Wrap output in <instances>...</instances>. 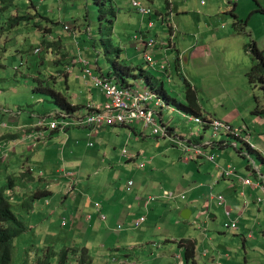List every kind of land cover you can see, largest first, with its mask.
Listing matches in <instances>:
<instances>
[{
	"label": "rangeland",
	"instance_id": "rangeland-1",
	"mask_svg": "<svg viewBox=\"0 0 264 264\" xmlns=\"http://www.w3.org/2000/svg\"><path fill=\"white\" fill-rule=\"evenodd\" d=\"M142 1L154 12L161 8L166 10L169 5V0ZM173 1L177 3L172 9L173 22L177 27L175 41L179 34L183 35L189 29L198 31L200 27L207 26L232 34L225 41L213 39L209 44L212 54L203 69L204 76L207 77L205 90L196 92L201 109L219 107L220 111L224 108L234 110L238 113L239 123L248 122L252 118L258 119L254 121L258 125L256 131L264 135V116L253 113L256 106L264 107V89L259 81L250 83L243 70L253 63L254 58L246 49V43H250L251 39L241 31V27H247L248 31L264 29V12L262 13L259 3L252 0L257 11L250 16V10H245L244 20H236L240 24L236 26L230 10L233 6L228 2L170 0V3ZM260 1L264 5V0ZM16 4L3 10L0 2V155L10 156L7 162L1 163L5 169L8 164L9 169L7 173H0V189L8 186L10 177H20L26 166L38 163L30 150L32 147L28 150L34 143L29 135L32 128L42 121L41 117L49 115L48 108H58L51 102L49 95L36 91V88L44 85L68 96L70 66L76 69L77 74L81 73L82 67L83 78L91 79L86 75L82 59L88 61V67L96 73L100 66L104 67L107 63L111 68L114 62H126L136 66L133 68H144L164 82L165 91L172 99L184 101L185 73L179 75L174 69L173 74H170L175 56V51H171L174 48L172 44L164 45L166 50L159 57L160 63L155 59V63L151 65L146 60L139 59L137 47L142 44L143 39L137 36L143 33V16L136 12L129 0H106L104 18H101V6L95 0H18ZM208 7L209 10L206 9ZM24 15L32 18L21 21L20 24L12 21L13 18ZM177 16L181 25L176 21ZM149 18L150 16L146 19ZM50 19L54 20V24L50 23ZM245 21H248V25ZM153 23L156 25L158 20H153ZM155 31L157 33L151 36L162 39L161 34L164 33L168 40L167 24L158 23ZM44 41L56 44L49 48ZM178 45L182 51V44ZM260 48L264 52L262 41ZM99 60L100 65L97 63ZM162 64H170L168 74L161 69ZM114 74L115 72L112 76L102 77H109L116 84L124 86ZM128 80L130 84L144 79ZM94 86L107 101L106 92L95 83ZM164 101L170 108L159 111H163L167 123L164 125L159 121V114L155 116L159 125L168 128L170 136L169 126L175 130L173 137L155 135L151 128L146 129L140 123L132 126H106L99 131L75 125L68 132L71 143L67 150L61 145V149L48 148L40 152L54 154L50 156L51 159L67 172L58 174L49 182L54 193L36 200L34 208L31 206L28 209V204L24 206L28 198L38 191L33 189L28 192L29 183L18 184L15 190L6 191V197H11L10 202L15 212L30 226V230L14 242L12 264H183L181 240L194 243L197 264H211L209 258L217 257V252L229 255L232 264H264V199L260 198L259 203L257 199L254 204L251 199L241 200L235 194H227L228 199L234 197L238 201L233 210V218L238 217L240 208L243 206V210L244 205L248 204V212L233 221L234 227L229 225V229L223 224L231 219L225 216L226 221L222 223L220 212L215 213L217 219H210L209 207L192 211L189 219L181 217L180 214L191 196V185L202 182L197 176L210 174L212 171L202 168L205 159L187 162L180 144L175 140L179 137L193 139L195 137L191 135L196 134L204 138H196L199 142L218 143L220 137L212 140V129H204L189 119L192 116ZM31 114L37 115L36 121L30 120ZM60 119L47 117V127L34 133L40 132L50 138L54 134L50 128L52 121ZM71 121L75 122V119ZM244 125L253 129V124ZM235 141L240 148L241 141ZM262 147L264 152V144ZM125 149L128 156L124 157ZM222 151H230L232 155L227 164H231L236 172L237 168L244 171L251 180H256L251 171L257 170L258 165L264 172V163L258 153L242 157L235 146L216 152L221 154ZM143 152L145 155L140 158L135 156L128 159L131 155ZM50 154L46 153L45 157ZM143 163L147 164L146 168L142 167ZM248 166H251V170H247ZM38 170L36 169L37 176L45 172L40 173ZM193 176L196 178L193 183H183L184 178L191 179ZM131 181L135 182L134 186H130ZM72 185L75 186L74 191L70 189ZM163 190L176 193L178 199L175 202L180 201V206L167 211L160 209V213L150 212L148 223L139 229L131 230L126 225L133 221L132 215L126 212L123 218L117 213L116 206L110 205L114 206L113 209L109 206L111 197L117 194L122 200L131 199L133 213L138 215V212L144 210L142 206L145 204L140 199L150 194H161ZM240 191L241 189L238 193ZM85 200H89L91 206L84 207ZM98 204L102 207L104 204L105 214L102 216L98 215ZM154 205L155 203L150 204L149 209L152 210ZM90 214H93L94 222L88 219ZM107 216L108 223L104 222ZM121 223L125 226L123 231L118 230ZM205 252L207 256L203 257ZM118 259L122 260L117 261ZM84 260L87 263H83ZM211 260L213 264L218 262Z\"/></svg>",
	"mask_w": 264,
	"mask_h": 264
},
{
	"label": "crops",
	"instance_id": "crops-1",
	"mask_svg": "<svg viewBox=\"0 0 264 264\" xmlns=\"http://www.w3.org/2000/svg\"><path fill=\"white\" fill-rule=\"evenodd\" d=\"M129 1L132 2V0H129ZM220 1H222L224 4H227V2H228L233 6L230 10H232L233 13L237 15V17L232 15L235 19L234 24L236 26L240 25V24L236 23V20H239V19L244 20L245 15H246L245 10H248V9L250 10V16H252L253 13L257 11V9L255 8L256 4L252 0H219L218 3ZM256 1L261 6V11L263 13L264 12V5H263L262 1H260V0H256ZM204 4L206 5L205 2H204ZM171 6H172V9L174 8V6H177L176 1H173V3H171ZM169 7L170 6L167 5L166 10L161 8L160 11H156V12H159V14L163 13L165 15V17H167V19L170 20V23H164L163 19H161L160 16H158V19H156L154 15L152 17H150L149 19H146L148 16H143V18L145 20L142 18V25H141L142 31H143V33H142L143 36L141 35L142 39H144L146 37H153L151 35H153L154 33L155 34L157 33L155 30L158 27V23H162L163 25L167 24L168 40H167L166 36L164 35V33H162L161 36H162V40H163L164 45H166L167 43L170 44V40H171L170 32L172 29V31H173V35H172L173 36V43H172V45L174 46V48L171 51H175V56H174V62H173V69L171 70L170 74H173L174 69L177 70V73L179 75H182V72H184L185 77L183 76V78H185L191 84L192 88L196 92H204L207 77L204 76L203 69L209 63L208 57H210L212 54V50L210 49L209 44L212 43L213 39H214V41L215 40L216 41H220V40L225 41V39L229 38L232 34H230V32L221 31L219 28L216 30H213L209 26H207V27H200L198 29V31H195L194 29H189V30H187V32L185 34H183V35L179 34V37L175 41V38L177 36V27H176V25H174V22H173L174 18H173V15L171 14V12L169 10ZM217 8L221 9L219 6H217ZM187 9H188V7H187ZM206 9L209 10L210 7L206 8ZM151 20L152 21L158 20V23L156 25L153 24V27L150 28L149 24H150ZM176 21H178V23L180 24V20H179L178 16L176 17ZM50 23L54 24L51 21H50ZM246 24L248 25V21L246 22ZM160 29H161V27H160ZM241 31L246 33L247 36L251 39L250 43H255L258 48H260V42L261 41L264 44V29L258 28L256 31L255 30L248 31L247 27H241ZM50 32L52 35L53 30ZM45 36H46V34H45ZM156 38H159V37L157 36ZM178 43L182 44V46H183L182 51L179 50ZM164 45L163 46H156V47H153L151 49V48L144 46L143 44H140V46L137 47L139 59H142L143 61H145L146 53H152L153 58L156 59V61L160 63L159 57L161 56V53L166 50L164 48ZM168 52L169 51L167 50L166 54H168ZM247 52L252 55V53L250 51H247ZM133 58L135 59L134 56H133ZM130 60L133 61L132 59H130ZM252 62H253L252 64L243 68L245 74L251 68V66L255 63V59H252ZM97 63L100 65L101 61L99 60ZM114 65L115 64H113V66L110 68L107 66V63H106V65L104 67L100 66L98 68L97 72L98 73L100 72V74L96 73L95 70H94V74L98 75V76H102V75L109 76L110 74H113L114 72L119 73V70H120L122 65L131 66L129 63H126V62H123V64L118 62V65L115 67H114ZM168 66L170 67V64ZM131 67H136V66H131ZM80 71H81V73L77 74L76 69H72V66H70V68L68 69L69 78L67 81V83H68L67 93H68V97H69L70 101L72 102V104L74 106H81L82 108L79 110L82 111L83 113H87L88 111H87L86 107L90 103H94L97 105L102 104V103L106 102V98H105V96H104V98L102 97V92L95 88L94 83L91 79L85 80L83 78L84 71H83L82 67H81ZM107 73H109V74H107ZM123 75H127V74L123 73ZM246 76H247V74H246ZM263 77H264V74H263ZM73 81L77 84H75ZM89 82H92L91 86L89 85ZM134 82H136V81H134ZM259 82L261 83V86L264 89V78L262 81H259ZM163 87L165 89L164 85H163ZM184 98H185V95H184ZM185 99L183 102H185ZM41 101L44 102L43 99H41ZM58 109L59 108L56 109L55 107H50L47 109V111L50 112L48 114L51 116L60 110V109L59 110ZM202 113L204 116H206L208 118H218V119H221L223 121H226V122L232 124L235 127H241V125H244V124H248V126L253 124V129L251 128V134H252L251 135V142H253L255 144V148L252 150V152L249 153V155L253 152L258 153L259 157L261 158L262 163H264L263 162L264 152H263V147H262L264 144V135H262L260 133V131H256V127L258 125H256L254 123V121L258 120V119L254 120L252 118V119L248 120V122L244 121L242 123H239V121H238L239 116H238V113L236 111L228 110L226 108H224L223 110L220 111L219 107H215L214 109L204 108V110H202ZM36 116H37L36 114H31L30 120L36 121V119H35ZM165 118H166V116L163 114V111H160L159 121L164 125L167 123V122H165ZM175 120H176V118L173 119V121H175ZM29 122L30 121H28V123ZM169 129H170L169 131H170L171 137H173L174 136L173 132L175 130L172 129L171 126H169ZM134 131L136 132V129H134ZM84 133L87 134V132H84ZM48 134H50V133H48ZM40 135H41V133L36 135V137L39 138ZM191 136H193L195 138L197 137V138H199V140L204 139L202 136H200V135L198 136L196 134L191 135ZM67 137L68 136L66 135V133H63V132L54 133V134L50 135V138H47L46 140H43L42 142H40L42 144L41 145L42 147H40L36 150L30 149V147H34V144L30 145L28 147V150L29 149L32 150V154L35 156V158L38 161V163L35 164L34 166H32L30 164L28 166H26V168L22 172V173L32 172L33 176H34V179L28 185V192L32 191L33 189L45 190L44 189L46 187V185L44 184L45 182L39 180V177L41 179L54 180V178L58 174H62L63 172H65V173L67 172L63 168H59L58 163L51 159V157L54 154H50V152H47V151H45V153H40V152L44 151L43 149L46 150L48 148L61 149V147H62L61 145H63V147H65V149L67 150V148L70 146V143H71V137H69L68 142L66 140ZM66 142H67V144H66ZM219 142H225V143L223 145L215 144L213 146H209L206 148L208 153H216L218 155L216 163L212 162V161H208L205 159L204 164L202 165V168H206L208 171L211 170L212 173H210V174L204 173V174H201L200 176H197V178L201 179V181H202L200 184L193 183L196 179L195 176H193L191 179L184 178L183 183L186 181V182H190L193 184L191 185V189H190V195H191L190 199L188 200V197H187V199H186V201L188 200L187 206L181 212V214L185 210H187V211L190 210L191 212L190 211L189 212L191 213V216H192V213H193L192 211H195L197 209H199V211H200L202 208H205L206 205H208L207 207L210 208V212H211L209 218L210 219H217V215L215 213L220 212V214L222 215V223H223V221H226V217H227L226 215H224V213H225L224 211H226V210L230 211V212L226 211V212H229V214H230L227 218L232 219V220H236L238 218L240 219V217H242L243 214L248 212V210L246 211V209L248 207V204H247V205H244L243 210H242L243 206L240 208V210H239L240 215L236 218H233V215H234L233 210L236 208V205H238V201H237V198H234V197H231L230 199H228L227 194L230 196L235 194V196H239V198L241 200L246 199V198L251 199V201L254 204L256 203L257 199H260V198L264 199V189H263L264 172H262L263 168L260 167L259 165H258L257 170H256V175L253 172V170L251 171L252 174L255 175V179H256L254 181L251 180L252 185H244L242 183V179L248 177V174L245 173L244 171H239V168H237L238 172H236V173L238 176H236V177L221 176V172H222L223 168H226L228 166L227 163H228V160H230L232 153L230 151H222V153L219 154L216 151L217 150H223L229 146H235L236 141L232 137L222 136V137H220ZM200 143H205V142H200ZM237 148L239 149L238 154L240 156L244 157V152L242 151V145L239 148V145L237 144ZM240 150L243 153H240ZM46 153L50 154V155L45 157ZM140 155L144 156L145 153L144 152L140 153ZM55 157H56V155H55ZM33 160H35V159H33ZM217 165L220 166V168H218ZM229 165H231V164H229ZM27 168H28V170H27ZM144 168H146V167H144ZM36 169H39L38 171H40V173L42 171H45V172H42L39 176H37ZM247 170H251V167H249V168L247 167ZM41 182H43V183H41ZM46 184L48 186L49 183H46ZM49 189H51V187ZM239 189H241V191L238 193ZM219 195H222L224 197V199H226L224 205L219 204V202L216 198ZM145 196H147V195H145ZM211 196H214V198L212 200H211ZM131 203H132L131 199L122 200L121 196H117V194H114L111 197V200L109 202V206L110 205L116 206L117 207V213L124 218V215L126 212L129 215L130 214H134V215L137 214V213H133L134 205ZM91 204L92 203H90L89 200L84 201V207H86V208L91 206ZM263 204H264V202H263ZM114 206H110V208L113 209ZM179 206H180V201H177V202H175V201L174 202L158 201V202H155L154 206H152V210H150V212L156 211V212L160 213V209H164L167 211V210L178 208ZM29 207H31V206L28 205V209H29ZM32 207L34 208V203L32 204ZM224 207H225V210H224ZM142 208H143V206H142ZM104 211H105V208H104ZM144 213H146L148 215V213L146 211H144L142 214H144ZM134 215L132 217H134ZM94 220H95V218H93L91 221L94 222ZM148 220H149V215H148ZM228 221L230 222L231 220H228ZM217 253H218V254H216L217 257H210L209 258V262H211V264H213L211 259H214V261L218 260L217 264H232L233 261L230 259L229 255H222L220 252H217ZM128 256H129V254H127V257ZM206 256H207V252H205V255H203V257H206Z\"/></svg>",
	"mask_w": 264,
	"mask_h": 264
},
{
	"label": "built area",
	"instance_id": "built-area-1",
	"mask_svg": "<svg viewBox=\"0 0 264 264\" xmlns=\"http://www.w3.org/2000/svg\"><path fill=\"white\" fill-rule=\"evenodd\" d=\"M55 1V0H53ZM133 6L136 8V10L141 15H152L153 9L149 7L148 5H145L141 0H133L132 2ZM162 19L164 21H167V23H170V20L167 19V17L162 15ZM152 26V24H150ZM172 27V26H171ZM173 31L171 29V41L170 44H172L173 41ZM140 38V37H139ZM142 44L145 45L148 48H153L156 46H163V41H160L155 38L147 39L144 38L142 40ZM181 58V57H180ZM145 60L149 64H154L155 59L152 56V53H146ZM82 63L86 66V75L93 79L95 85L99 87L102 91H105L108 100L105 103H102L100 105H96L94 103H90L88 105V112L83 113L82 111L78 110L76 112L70 113L65 110H61L56 112L52 115V117L59 119L53 120L52 124L50 126L52 131L60 130L61 132H64L66 128L69 125L76 124L79 126H85L87 128H90L92 130L99 131L100 129L106 127V126H117V125H126V126H132L133 124H143L146 129L151 128L152 133L162 134L164 137H171L168 133V128L164 125H159L156 114L160 115L159 109H166L170 108L169 105L165 103L163 98L160 96L159 93H157L155 90L148 87L146 82L144 80H139L134 83H130L128 85H119L114 82L111 78L102 77L95 75L93 72V69L88 67L89 62L82 59ZM161 69L165 72V74H168L169 68L166 67V65H160ZM170 81V79L168 78ZM159 112V113H158ZM189 116V115H188ZM75 119V122H72L71 120ZM190 120L194 121L197 124H200L204 129H212V140L216 139L217 137L222 136H230L234 139H238L241 141L242 145V151L245 155H249V152L251 149L255 148V144L251 142V131L246 125H241V127H235L232 124L219 120L217 118H208L206 117H198V116H192L189 118ZM45 120L42 119L38 123V127L40 130L43 128H46L45 126ZM37 133H34L32 131L30 133V137H35L34 147L38 145V143L42 142L43 140H46L47 137L41 133L40 137H36ZM197 138V137H196ZM184 139L183 137L178 138V143L180 144V148L185 154V160L187 162L189 161H196L200 158H205L208 161H215L217 158V155L215 153H208L205 148L209 146H213L215 144L223 145L225 142H214V141H208L205 143L198 142V139ZM174 141V142H175ZM235 147H237V143L235 144ZM138 158L141 157L140 153L135 154ZM133 156V157H135ZM131 157V158H133ZM264 162V159H263ZM146 163L142 164V167H145ZM253 172L256 175V170L253 169ZM221 176L224 177H236L238 176L235 168L231 165H228L226 168H223L221 172ZM242 183L244 185H252V181L249 177L243 178ZM134 184L133 181L130 182V186ZM48 189V187H47ZM71 191H74L75 186H71ZM264 189V186H263ZM220 205L225 204V199L222 195H219L216 197ZM178 199V195L172 191L169 190H163L160 195L155 196H149L148 197V203L152 202H171ZM101 202V201H100ZM258 203L261 202V199H258ZM208 205H206L207 207ZM104 208L98 204V215L102 216L105 213L102 212ZM146 210V208L144 206ZM229 211V210H226ZM225 211V215L228 217L230 214L229 212ZM94 218L93 214H90L88 216L89 220H92ZM109 218L107 216L106 221L108 222ZM235 220H232L227 223H224L223 226L229 229V225L231 227H234ZM148 222V215L144 214L142 217L133 219L131 223V228H138L144 225ZM128 225V222L126 223ZM125 229V226L120 224L118 226V230L123 231Z\"/></svg>",
	"mask_w": 264,
	"mask_h": 264
},
{
	"label": "trees",
	"instance_id": "trees-1",
	"mask_svg": "<svg viewBox=\"0 0 264 264\" xmlns=\"http://www.w3.org/2000/svg\"><path fill=\"white\" fill-rule=\"evenodd\" d=\"M17 1L18 0H0V2L3 4V7H2L3 10H8V9L12 8L11 6L14 4L17 5L16 4ZM95 1L98 5L101 6V9H100L102 12L101 18H104V15L106 13L105 9H104V7L106 6V0H95ZM135 10H136V8H135ZM136 12L138 14H140L137 10H136ZM231 13L235 17H237V15L234 14L232 10H231ZM31 18L32 17H30V16L24 15V16H19V17L13 18L12 21L15 24H20L21 21H28ZM50 21L52 23H54V20L50 19ZM246 22L247 21H245V23ZM44 43L46 45H48L49 48H52V46L54 44H56V43L48 42V41H44ZM246 46H247L246 47L247 51H250L252 53V56L255 59V63L251 66V68L246 73L247 78H248L250 83H256L258 81H262L264 78L263 77V74H264V52H263V50L258 48L255 43H248V44H246ZM51 50H53V49H51ZM113 64H115L114 65V67H115L118 65V62H114ZM123 73H126L127 75H123ZM114 75L116 76L117 81H119L123 85L129 84V80H128L129 78L144 79L146 84L148 85V87H150L151 89H153L157 93H159L160 96L164 100L170 102L179 111H181V112H183L189 116H198V117H203L206 119V116L203 115L201 107L198 103L196 91L192 88L191 84L185 78H184V85H185L184 94H185V98H186L185 99L186 103H182V102L178 101L177 99H172L168 95V93H166V91L163 87L164 82L160 81L152 73L147 72V70H145L144 68H141V67L133 68V67H130L127 65H122L120 70H119V73L115 72ZM110 76H112V74H110ZM36 91H39V92H42V93L49 95L51 98V102L54 103L60 109L59 111L65 110L67 112L73 113V112H76L82 108L81 106H74L67 95H65L64 93L59 92L58 90H55L51 87L41 85V86L36 88ZM86 108L88 111L89 110L88 106ZM253 113L259 114V115L261 114L264 116V107L256 106L255 109L253 110ZM75 125L76 124L69 125L66 128V130L63 132V133H66V135L68 136L67 142L69 141V137H70L68 135V132L71 129V127L75 126ZM117 126H120V125H117ZM122 126H126V125H122ZM82 127H85V126H82ZM32 131H35V132L40 131V128L38 126H36V127L32 128L31 132ZM59 131L60 130H55L52 132L55 133V132H59ZM38 134H40V133H37L36 135H38ZM32 139L35 142V137H33ZM41 145H42L41 143H38V145L36 147H32V149H35V148L38 149V148L42 147ZM123 155H124V157L128 156V151L126 149L123 151ZM5 156H7V157H5ZM133 156H135V155L129 156L128 159L130 160V158ZM8 158H10V156H8V154H5L4 156L0 155V173H1V171H5L7 173L8 169H9V165L7 164V168L5 169L4 165L1 163H2V161H6ZM248 168H249V166H248ZM33 179H34L33 173L32 172H26V173H23L20 177L19 176L18 177H10V182L8 184V186L10 188H7L8 187L7 186L4 189H0V191H1L0 192V264H12L13 263L15 240L30 230V226L27 224V222L20 215H18V213L15 212L14 207L12 206V204L10 202L11 198L9 199L6 197L7 196L6 191L8 189H11V191H13L18 186V184H21V185L27 184V183H30ZM134 185H135V182L132 186H134ZM53 193L54 192L52 191V189H50V190L39 189L36 193H34L31 197L28 198V200L24 203V206L26 204H28L29 206H32V204L36 200L41 198L42 196L48 197V196L52 195ZM155 195L158 196V194H154V195L150 194L146 198L140 199L142 202L145 203L143 205L144 211L147 212V210L144 208V206L146 208H148V215L150 212L149 205L152 203H155V202H152V203H149L147 205L148 197L149 196H155ZM144 211L139 212L140 214H138V215H136V214L135 215L130 214V215H132V216L134 215V217H132V218L136 219V218L142 217L144 214H146V213L142 214ZM102 212L104 213V208H103ZM106 223H108V222H106ZM127 226H131V223H129ZM143 226L144 225H142L141 227L135 228V229L142 228ZM135 229L132 228L131 230H135ZM180 244H181V247L183 249V253H182L183 264H197L195 261L194 243L189 241V240H181ZM48 256H50V255H48ZM121 260L122 259H118L117 261H121ZM66 261H67V259H65V262ZM83 263H87V262L84 260Z\"/></svg>",
	"mask_w": 264,
	"mask_h": 264
},
{
	"label": "clouds",
	"instance_id": "clouds-1",
	"mask_svg": "<svg viewBox=\"0 0 264 264\" xmlns=\"http://www.w3.org/2000/svg\"><path fill=\"white\" fill-rule=\"evenodd\" d=\"M142 1V0H141ZM143 2V1H142ZM144 3V2H143ZM145 4V3H144ZM146 5V4H145ZM169 10H170V12H171V14L173 15V11H172V6H171V3H170V0H169ZM150 7V6H149ZM155 14V15H154ZM155 16V18L156 19H158V16H160V18L162 19V15L163 16H165L163 13H160L159 14V12H154V10H153V14L152 15H143V16H150V17H152V16ZM164 21V20H163ZM164 23H167V21H164ZM150 24H152V26H150ZM150 24H149V27L151 28V27H153V21L151 20L150 21ZM67 27H69L70 28V26L68 25ZM170 35H171V32H170ZM143 36V35H142ZM142 36H137L138 38L140 37V38H142ZM147 39H151V38H155V37H146ZM155 39H158V40H160V41H163L162 39H159V38H155ZM171 41V40H170ZM172 43H173V41H172ZM145 46V45H144ZM52 116V115H51ZM50 115H45V116H42L41 117V119H46L47 117H51ZM251 131V130H250ZM230 137V136H229ZM238 140V139H237ZM240 141V140H239ZM227 145V144H226ZM237 148V147H236ZM253 149H251V151H252ZM250 151V152H251ZM249 152V153H250ZM240 153H243V152H241V150H240ZM216 154V153H215ZM217 155V154H216ZM244 156H245V154H244ZM217 157H218V155H217ZM200 159H205V158H200ZM200 159H198V160H200ZM263 159H264V157H263ZM198 160H196V161H198ZM216 160H217V158H216ZM216 160L215 161H213V162H215L216 163ZM196 161H193V162H196ZM217 167L218 168H220V166H218L217 165ZM249 167H251V166H249ZM236 171V170H235ZM40 178V177H39ZM65 178H67V177H65ZM41 179V178H40ZM41 180H44L45 181V185H46V187L44 188L45 190H50L49 188L51 187V184L49 183V182H52V180H46V179H41ZM46 183H49L48 184V186H47V184ZM47 187H48V189H47ZM11 194H12V192H10ZM158 195H160V194H158ZM11 198V197H10ZM214 198V196H211V200ZM206 208V207H205Z\"/></svg>",
	"mask_w": 264,
	"mask_h": 264
},
{
	"label": "water",
	"instance_id": "water-1",
	"mask_svg": "<svg viewBox=\"0 0 264 264\" xmlns=\"http://www.w3.org/2000/svg\"><path fill=\"white\" fill-rule=\"evenodd\" d=\"M190 210H185L182 214H181V217L183 218V219H189L190 218V216H191V211L189 212Z\"/></svg>",
	"mask_w": 264,
	"mask_h": 264
},
{
	"label": "bare ground",
	"instance_id": "bare-ground-1",
	"mask_svg": "<svg viewBox=\"0 0 264 264\" xmlns=\"http://www.w3.org/2000/svg\"><path fill=\"white\" fill-rule=\"evenodd\" d=\"M132 2H133V0H132ZM166 67H168V66H166ZM180 138V137H179ZM172 139H174V138H172Z\"/></svg>",
	"mask_w": 264,
	"mask_h": 264
}]
</instances>
